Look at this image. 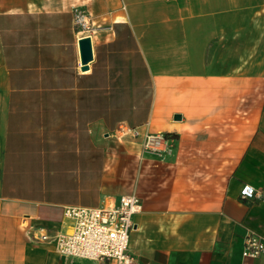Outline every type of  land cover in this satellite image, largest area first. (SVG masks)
<instances>
[{
  "label": "crops",
  "instance_id": "0c3cea01",
  "mask_svg": "<svg viewBox=\"0 0 264 264\" xmlns=\"http://www.w3.org/2000/svg\"><path fill=\"white\" fill-rule=\"evenodd\" d=\"M120 124L174 135L172 155ZM130 193L136 264H264L242 256L264 237V0H0V264H99L39 235Z\"/></svg>",
  "mask_w": 264,
  "mask_h": 264
},
{
  "label": "built area",
  "instance_id": "2783aa9c",
  "mask_svg": "<svg viewBox=\"0 0 264 264\" xmlns=\"http://www.w3.org/2000/svg\"><path fill=\"white\" fill-rule=\"evenodd\" d=\"M73 23L82 37H89L95 28L91 16L83 8H73ZM81 37V38H82ZM141 137V153L163 159L172 155L175 137L164 133H142L137 127L118 125L113 138ZM256 194L253 187L243 185L239 191L242 200ZM140 199L133 193L121 196L117 202L99 207H65L63 215L71 219L67 233L49 235L41 233L39 240L52 244L62 257L94 261L99 264H136L129 252V234L134 229L133 216L140 211ZM242 256L257 259L264 257V237L250 231L243 237Z\"/></svg>",
  "mask_w": 264,
  "mask_h": 264
},
{
  "label": "water",
  "instance_id": "95a60500",
  "mask_svg": "<svg viewBox=\"0 0 264 264\" xmlns=\"http://www.w3.org/2000/svg\"><path fill=\"white\" fill-rule=\"evenodd\" d=\"M78 47L80 53L81 70H86V64L92 59L91 43L89 37H82L78 40ZM180 116L175 115L174 120H179Z\"/></svg>",
  "mask_w": 264,
  "mask_h": 264
},
{
  "label": "trees",
  "instance_id": "16d2710c",
  "mask_svg": "<svg viewBox=\"0 0 264 264\" xmlns=\"http://www.w3.org/2000/svg\"><path fill=\"white\" fill-rule=\"evenodd\" d=\"M165 135L174 136V135H170V134H167V133H165Z\"/></svg>",
  "mask_w": 264,
  "mask_h": 264
}]
</instances>
